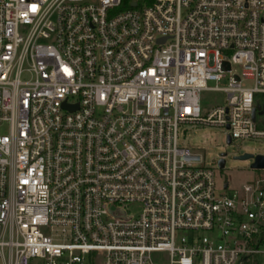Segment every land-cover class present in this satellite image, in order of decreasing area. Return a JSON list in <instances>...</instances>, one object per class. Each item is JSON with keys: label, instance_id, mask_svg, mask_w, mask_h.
I'll list each match as a JSON object with an SVG mask.
<instances>
[{"label": "built area", "instance_id": "obj_1", "mask_svg": "<svg viewBox=\"0 0 264 264\" xmlns=\"http://www.w3.org/2000/svg\"><path fill=\"white\" fill-rule=\"evenodd\" d=\"M260 95L264 0H0V264H264V177L179 143Z\"/></svg>", "mask_w": 264, "mask_h": 264}, {"label": "rangeland", "instance_id": "obj_2", "mask_svg": "<svg viewBox=\"0 0 264 264\" xmlns=\"http://www.w3.org/2000/svg\"><path fill=\"white\" fill-rule=\"evenodd\" d=\"M246 86H252V81H244ZM226 83H220L223 87ZM209 86L216 87L215 82ZM226 96L222 92H204L201 95V104L204 110H211L217 105H224ZM256 107L261 112L264 106V96L256 97ZM257 125L264 130V115H259ZM6 127L0 128V135H7ZM179 143L186 148L202 154L204 164L207 166L217 164L220 155H226V167L220 172L222 183L229 182L231 187H239L256 177H264V170H253L251 164L253 159L239 160L240 156L250 154L253 156H264V138L262 139H238L232 144L227 143L225 130L216 127H191L181 126L179 130Z\"/></svg>", "mask_w": 264, "mask_h": 264}, {"label": "water", "instance_id": "obj_3", "mask_svg": "<svg viewBox=\"0 0 264 264\" xmlns=\"http://www.w3.org/2000/svg\"><path fill=\"white\" fill-rule=\"evenodd\" d=\"M133 6H135V4H133ZM258 115H264V109L258 113ZM252 117L253 120L255 121L257 118V110L254 109L252 112ZM227 143L230 144L231 140L230 138H228ZM221 159L219 160V167L221 169H224L225 165H226V155L222 154L220 155ZM237 159L239 160H249V159H253V163L251 164V168L253 170H264V156L262 155H258V156H253L250 154H245L243 156L238 157Z\"/></svg>", "mask_w": 264, "mask_h": 264}, {"label": "trees", "instance_id": "obj_4", "mask_svg": "<svg viewBox=\"0 0 264 264\" xmlns=\"http://www.w3.org/2000/svg\"><path fill=\"white\" fill-rule=\"evenodd\" d=\"M137 2L138 4H142L143 2H150L151 0H123V8H130L132 2Z\"/></svg>", "mask_w": 264, "mask_h": 264}]
</instances>
